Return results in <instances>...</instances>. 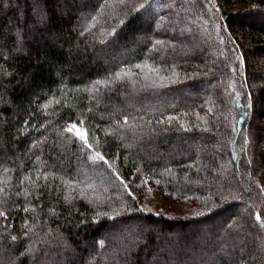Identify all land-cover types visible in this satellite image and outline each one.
I'll return each instance as SVG.
<instances>
[{"label":"trees","instance_id":"obj_1","mask_svg":"<svg viewBox=\"0 0 264 264\" xmlns=\"http://www.w3.org/2000/svg\"><path fill=\"white\" fill-rule=\"evenodd\" d=\"M0 264H264V0H0Z\"/></svg>","mask_w":264,"mask_h":264},{"label":"rangeland","instance_id":"obj_2","mask_svg":"<svg viewBox=\"0 0 264 264\" xmlns=\"http://www.w3.org/2000/svg\"><path fill=\"white\" fill-rule=\"evenodd\" d=\"M146 200L148 202V205L152 208L157 209V207H159V209H161L162 207H167L165 209H169L168 207H175L174 204H170L168 199H163L161 197H155V195L152 193L151 191V185L146 182Z\"/></svg>","mask_w":264,"mask_h":264},{"label":"snow or ice","instance_id":"obj_3","mask_svg":"<svg viewBox=\"0 0 264 264\" xmlns=\"http://www.w3.org/2000/svg\"><path fill=\"white\" fill-rule=\"evenodd\" d=\"M76 126L73 125L71 128L68 129V131H72L73 129H75ZM75 135L77 136V138L81 139L82 142L85 144L86 147H90V145L88 144V140H87V134L86 133H81L79 130H77V132L75 133ZM99 158V159H103L102 156H99V153L96 154V157H93V159L95 160L96 158ZM257 220L259 221L260 220V216L257 215Z\"/></svg>","mask_w":264,"mask_h":264}]
</instances>
